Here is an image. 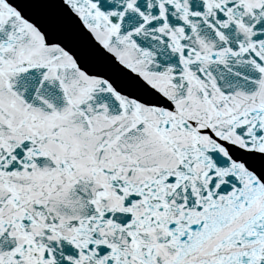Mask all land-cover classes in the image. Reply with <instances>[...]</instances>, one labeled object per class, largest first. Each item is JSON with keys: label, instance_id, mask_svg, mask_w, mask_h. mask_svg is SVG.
<instances>
[{"label": "snow or ice", "instance_id": "snow-or-ice-1", "mask_svg": "<svg viewBox=\"0 0 264 264\" xmlns=\"http://www.w3.org/2000/svg\"><path fill=\"white\" fill-rule=\"evenodd\" d=\"M0 264H264V0H0Z\"/></svg>", "mask_w": 264, "mask_h": 264}]
</instances>
